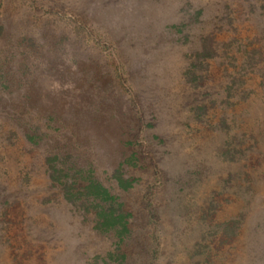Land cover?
I'll use <instances>...</instances> for the list:
<instances>
[{
  "label": "rangeland",
  "instance_id": "374dc122",
  "mask_svg": "<svg viewBox=\"0 0 264 264\" xmlns=\"http://www.w3.org/2000/svg\"><path fill=\"white\" fill-rule=\"evenodd\" d=\"M148 262L264 264V0H0V264Z\"/></svg>",
  "mask_w": 264,
  "mask_h": 264
},
{
  "label": "trees",
  "instance_id": "16d2710c",
  "mask_svg": "<svg viewBox=\"0 0 264 264\" xmlns=\"http://www.w3.org/2000/svg\"><path fill=\"white\" fill-rule=\"evenodd\" d=\"M35 15V13H34ZM124 18V17H123ZM214 56V51L213 49H210V48H206V46L204 47V51L199 55V58H201V62L204 61V60H208V59H212ZM200 62V61H199ZM27 137V136H26ZM29 139H31L30 137H28ZM50 178L52 180H55L56 179V172H53V173H50ZM99 186L102 187L100 184H97L96 186H91L92 189H99ZM103 188V187H102ZM104 189V188H103ZM101 190V189H100ZM103 191V190H101ZM103 192H106V190L104 189ZM96 194L95 197H98L99 196V193H94ZM150 210V213L152 214L153 210L151 208H149ZM123 218L125 217V213L124 212H121ZM152 217H154V219H156V216L155 215H152ZM151 217V218H152ZM125 219V218H124ZM123 221V220H122ZM128 221L125 219V223H127ZM157 221L154 220V237L152 238L153 239V243H152V246L150 245V248H151V251H152V259L153 257L154 258H157L159 252H160V248H161V241H160V228L159 226L156 224ZM151 260V259H150ZM152 264H155V262H151ZM151 263H146V264H151Z\"/></svg>",
  "mask_w": 264,
  "mask_h": 264
}]
</instances>
